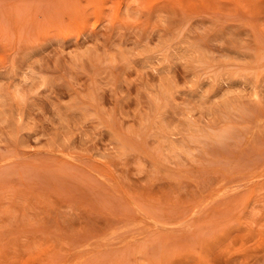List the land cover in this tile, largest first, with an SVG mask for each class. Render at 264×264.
I'll return each instance as SVG.
<instances>
[{
	"label": "rangeland",
	"instance_id": "1",
	"mask_svg": "<svg viewBox=\"0 0 264 264\" xmlns=\"http://www.w3.org/2000/svg\"><path fill=\"white\" fill-rule=\"evenodd\" d=\"M0 264H264V0H0Z\"/></svg>",
	"mask_w": 264,
	"mask_h": 264
}]
</instances>
